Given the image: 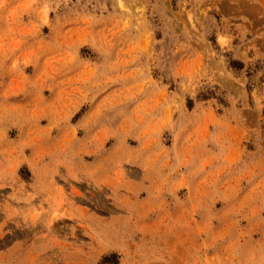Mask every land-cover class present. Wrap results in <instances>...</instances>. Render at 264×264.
Listing matches in <instances>:
<instances>
[{
	"label": "rangeland",
	"instance_id": "rangeland-1",
	"mask_svg": "<svg viewBox=\"0 0 264 264\" xmlns=\"http://www.w3.org/2000/svg\"><path fill=\"white\" fill-rule=\"evenodd\" d=\"M0 264H264V0H0Z\"/></svg>",
	"mask_w": 264,
	"mask_h": 264
}]
</instances>
